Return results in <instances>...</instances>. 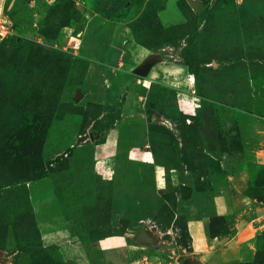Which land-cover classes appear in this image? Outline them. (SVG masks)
<instances>
[{
	"label": "rangeland",
	"instance_id": "obj_1",
	"mask_svg": "<svg viewBox=\"0 0 264 264\" xmlns=\"http://www.w3.org/2000/svg\"><path fill=\"white\" fill-rule=\"evenodd\" d=\"M2 22L0 264H189L183 201L242 169L240 264H264V0H0Z\"/></svg>",
	"mask_w": 264,
	"mask_h": 264
},
{
	"label": "crops",
	"instance_id": "obj_2",
	"mask_svg": "<svg viewBox=\"0 0 264 264\" xmlns=\"http://www.w3.org/2000/svg\"><path fill=\"white\" fill-rule=\"evenodd\" d=\"M104 25L112 28V36L116 32L117 35H121L118 25L112 27L105 23ZM105 51V58L102 59L105 64L117 62L118 56H114V49L110 45ZM140 53H144V50L142 49ZM145 160L150 162L147 158ZM248 182L247 171L238 170L230 174L223 190L213 193L211 203L200 202L197 197H189L183 201L188 232V246L183 248L185 251L183 257L189 260V264H240L242 257L239 237L241 233L253 229V222L256 220L247 217L256 206L255 200L246 193ZM212 214L232 218L233 222L229 224L227 232L211 233L209 221ZM239 225L242 228L237 230ZM152 257L154 259V256Z\"/></svg>",
	"mask_w": 264,
	"mask_h": 264
},
{
	"label": "water",
	"instance_id": "obj_3",
	"mask_svg": "<svg viewBox=\"0 0 264 264\" xmlns=\"http://www.w3.org/2000/svg\"><path fill=\"white\" fill-rule=\"evenodd\" d=\"M152 63L150 61H145L144 63H142L141 65H139L137 68L134 69V72L138 75H147V73L149 72V70L151 69ZM154 112L152 111L150 113L149 119L153 120L154 118ZM142 235H140L141 237ZM182 264V262H180Z\"/></svg>",
	"mask_w": 264,
	"mask_h": 264
},
{
	"label": "built area",
	"instance_id": "obj_4",
	"mask_svg": "<svg viewBox=\"0 0 264 264\" xmlns=\"http://www.w3.org/2000/svg\"><path fill=\"white\" fill-rule=\"evenodd\" d=\"M10 33L9 27L5 22L0 23V39L5 38Z\"/></svg>",
	"mask_w": 264,
	"mask_h": 264
},
{
	"label": "clouds",
	"instance_id": "obj_5",
	"mask_svg": "<svg viewBox=\"0 0 264 264\" xmlns=\"http://www.w3.org/2000/svg\"><path fill=\"white\" fill-rule=\"evenodd\" d=\"M190 79H192V78L190 77Z\"/></svg>",
	"mask_w": 264,
	"mask_h": 264
},
{
	"label": "trees",
	"instance_id": "obj_6",
	"mask_svg": "<svg viewBox=\"0 0 264 264\" xmlns=\"http://www.w3.org/2000/svg\"><path fill=\"white\" fill-rule=\"evenodd\" d=\"M187 235H188V232H187Z\"/></svg>",
	"mask_w": 264,
	"mask_h": 264
},
{
	"label": "bare ground",
	"instance_id": "obj_7",
	"mask_svg": "<svg viewBox=\"0 0 264 264\" xmlns=\"http://www.w3.org/2000/svg\"><path fill=\"white\" fill-rule=\"evenodd\" d=\"M150 160V159H149Z\"/></svg>",
	"mask_w": 264,
	"mask_h": 264
}]
</instances>
